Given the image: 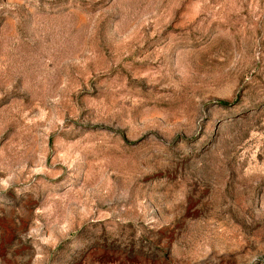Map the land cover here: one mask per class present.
Here are the masks:
<instances>
[{"label":"rangeland","instance_id":"rangeland-1","mask_svg":"<svg viewBox=\"0 0 264 264\" xmlns=\"http://www.w3.org/2000/svg\"><path fill=\"white\" fill-rule=\"evenodd\" d=\"M0 264H264V0H0Z\"/></svg>","mask_w":264,"mask_h":264}]
</instances>
